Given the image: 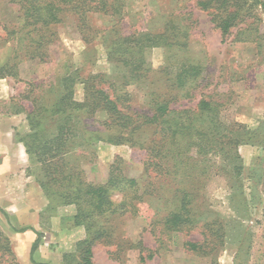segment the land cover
<instances>
[{
    "label": "rangeland",
    "instance_id": "obj_1",
    "mask_svg": "<svg viewBox=\"0 0 264 264\" xmlns=\"http://www.w3.org/2000/svg\"><path fill=\"white\" fill-rule=\"evenodd\" d=\"M196 1L112 0L116 12L90 13L85 22L68 14L54 26L55 41L45 45L44 61L24 59L16 65L11 61L7 65L19 36L18 31L10 33L17 25L19 7L0 0V67L4 64L5 70L0 79H7L6 84L13 92L23 89L14 105L12 102L9 105L7 100L3 108L22 111L24 122L19 138L24 144L23 140L29 142L35 131L27 119L28 112L40 114L42 104L50 105L69 91L74 99L82 100L93 78L98 79L97 75H103L100 86L110 96L125 95L124 104L130 110L144 107L149 98L147 92L152 90L155 76L158 80L160 75L158 70L170 64L175 56L164 46L147 49L141 66L146 76L138 80L129 77L128 67L121 64L124 47L118 41L132 34L162 31V23L167 20L180 21L187 38L186 46L177 55L197 61L202 73L186 87L189 94L179 91L171 106H194L200 96L211 95L224 102L222 120L234 123L235 130L245 137L238 146L240 174L231 170L230 159L213 156L226 167L229 176L225 179L214 169L206 183L205 204L213 212L207 210L201 217L219 218L225 229L224 245L204 254L183 244L202 240L198 228L164 230L159 222L162 211L176 210L180 193L173 189L162 192L158 188L162 186L159 179L152 190L154 171L145 170V150L130 145L125 140L126 132L119 127L107 128L97 121L99 115L90 117L79 109L76 110L79 117L73 121L76 132L68 135L64 149L81 154L77 164L84 177L104 182L110 164L116 160L126 176L137 180L141 191L148 189L151 194L145 195L136 213L79 216L86 207L83 202L73 200L68 188L50 186L48 193L52 197L45 195L48 202L41 209L39 199L26 202L21 188L17 190L19 182L28 177L45 194L38 182L43 180L41 163L36 156L28 155L27 166L15 167L6 177L18 179L7 183L14 192L17 190L16 197L11 198L13 210L31 207L28 203L34 202L33 212L19 215L18 221L12 209L6 217L0 212V264H24L13 252L11 234L13 229L29 224L41 229L39 240L46 251H51L54 264H79V243L86 238L93 240V264H264V0H243L244 23L254 21V29L246 35L255 39L242 42L232 40L237 28L222 41L209 11L201 9ZM24 50L25 47L21 53ZM41 122L48 124V134L54 133L50 119ZM4 167L9 168L0 164V169ZM113 198L118 200L119 196ZM33 264L49 263L34 261Z\"/></svg>",
    "mask_w": 264,
    "mask_h": 264
},
{
    "label": "trees",
    "instance_id": "obj_2",
    "mask_svg": "<svg viewBox=\"0 0 264 264\" xmlns=\"http://www.w3.org/2000/svg\"><path fill=\"white\" fill-rule=\"evenodd\" d=\"M7 1L19 7L17 25L10 32L18 31L19 36L7 65L10 61L16 65L24 59L37 58L44 61L47 56L45 45L55 41L54 26L68 14L85 22V17L90 13L101 11L113 14L117 11L112 0L109 3L110 0ZM196 3L201 9L209 11L222 41L232 34L233 28H237L233 41L255 39L246 35L247 31L254 29V21L244 23L243 0H197ZM162 24V31L132 34L118 41V45L124 47L121 64L128 67L129 77L138 80L146 76L141 66L147 49L164 46L175 56L170 64L158 70L160 75L158 80L155 76V84L147 92L149 98L144 107L130 110L124 104L125 95L110 96L100 86L103 75H97L98 79L93 78L82 100L74 99L72 91H69L50 105L42 104L40 114H36V108H33L34 112H28L27 119L35 131L29 142L26 139L23 142L27 154L31 158L36 156L41 163L43 180L38 182L49 199L52 197L48 193L49 187L59 186L68 188L73 200H81L86 206L79 216L136 213L145 195L151 193L148 189L141 191L137 180L126 176L116 160L110 164L106 180L98 183L84 177L83 170L77 164L81 154L69 153L64 149L69 140L68 135L76 132L73 125V121L79 117L76 110L82 109L90 117L96 113L99 115L96 119L101 125L107 128L119 127L126 132L125 140L130 145H138L145 150V170L154 171L152 190L156 187L155 181L159 179L158 183L162 186L158 188H162V192L173 189L180 193L178 208L162 211L159 222L163 229L189 231L198 228L202 240L184 241L183 244L187 249L207 254L225 243V229L219 218L207 215L201 217L207 210L213 212L205 204L206 183L212 171L215 169L225 179L229 176L226 167L214 160L213 156L230 159L233 164L231 170L239 175L238 146L245 137L235 130L234 123L222 120L221 107L224 102L211 95L200 96L194 106H171V102L180 94L179 91L189 94L186 87L201 76L202 66L188 57L177 55L180 48L186 46L187 34L183 31L182 23L167 20ZM23 47L25 50L21 53ZM4 71L3 64L0 76ZM144 71L147 69L144 68ZM42 119L52 121L54 133H47L48 124H42ZM38 141L40 143L36 145ZM115 195L119 196L118 200L113 198ZM92 242V239L86 238L79 243V264H93ZM37 243L38 238L32 244L31 254Z\"/></svg>",
    "mask_w": 264,
    "mask_h": 264
},
{
    "label": "crops",
    "instance_id": "obj_3",
    "mask_svg": "<svg viewBox=\"0 0 264 264\" xmlns=\"http://www.w3.org/2000/svg\"><path fill=\"white\" fill-rule=\"evenodd\" d=\"M6 80L7 79H0V99H4L3 102H0V164L8 166L9 168L7 169V167H4V170L0 169V212L6 217L12 209L13 214H16L15 219L18 221L20 220L19 215H30L31 211L33 212L32 205H34V202L28 203L31 207L21 206V208L18 207L17 210H13L11 198L16 197L17 194L15 192L17 190L21 188V196L26 202L34 198L37 200L39 199L38 202L41 204V209L47 205L48 200L45 194L42 193L40 187L36 184V181L28 177L24 179V182H19V188L15 192L11 189V185H7V183L13 181L14 178H7L6 174H9V171L12 173L16 170L15 167H26L28 154L24 144L19 138V134L22 132L21 129H23L22 123L24 122L22 111L8 107L3 108L4 105H7V100H9V105L10 102L14 105L13 101L19 100L20 93L23 89L13 92L6 84ZM9 96L10 98L8 99ZM5 168L7 170H5ZM14 181L16 182L18 179ZM23 208L27 211H24ZM11 224L13 223L11 222ZM13 230L11 234V244L13 252L16 254L19 262L31 264L32 262L34 263V261H45L49 264H54L51 260L53 256L51 255L52 253H50L51 251H46V248L41 245V240H39L41 229L39 227L29 224V226H19L17 229ZM37 238V247L31 254L32 244ZM37 251H39V255L36 257Z\"/></svg>",
    "mask_w": 264,
    "mask_h": 264
}]
</instances>
